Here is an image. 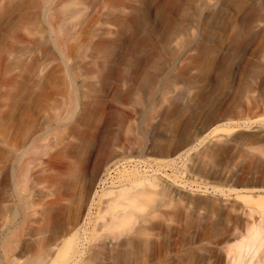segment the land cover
I'll use <instances>...</instances> for the list:
<instances>
[{
    "label": "rangeland",
    "instance_id": "374dc122",
    "mask_svg": "<svg viewBox=\"0 0 264 264\" xmlns=\"http://www.w3.org/2000/svg\"><path fill=\"white\" fill-rule=\"evenodd\" d=\"M262 135L264 0H0L1 264L9 246L30 264H209L215 231L257 216L241 196L264 191L245 166ZM118 185L128 215L107 229Z\"/></svg>",
    "mask_w": 264,
    "mask_h": 264
},
{
    "label": "bare ground",
    "instance_id": "6f19581e",
    "mask_svg": "<svg viewBox=\"0 0 264 264\" xmlns=\"http://www.w3.org/2000/svg\"><path fill=\"white\" fill-rule=\"evenodd\" d=\"M165 86H167V85L165 84ZM171 99H169V100H171ZM168 102H170V101H168ZM149 112H150V110H149ZM145 114H146V112H145ZM251 141H252L250 143L251 146H249L248 150H246L247 152H246V155H245L246 156V159H245L246 165L245 166H246L248 171L253 176L254 180H252L251 183L258 184L259 182L260 183L262 182V184H263V181H261V179L264 180V135L256 137V138H254ZM13 146H15V144H13ZM222 156L220 157V162H219V165H218L219 166L218 167L219 171H217L220 175H222L224 173V171L227 168L230 167L229 166L230 159L228 160L226 157H222ZM30 161H32V160H30ZM230 165H231V162H230ZM242 167H244V166H242ZM246 168L245 169L243 168V169L247 170ZM243 169L241 168V170H243ZM229 173H231V172L229 171ZM250 173H248V174H250ZM129 178H130V176H129ZM141 178H143V179H141ZM110 179H113V178H110ZM143 181H148L149 182V179H145L144 176L141 175L139 177H134V178L130 179V182H131L130 184L133 183L132 184V186H133L135 184H140ZM118 186H117L118 189H116V190H113V189L104 190L105 192H103V194L105 196L113 197L112 194L115 193L117 195H121L122 196V194L126 193V192L125 193H123V192L125 190L127 191V189H129L128 186L127 187L124 186V185H118ZM114 197L111 198V199H108V200L106 199V201H105L106 204L104 205L105 207H104L103 211L109 214V218L103 219V215L101 217V219H102L101 222L102 223L105 222L103 224V226L102 225L101 226L104 227V228H107V229H108L109 225H112V226L119 225L120 226L122 224V222L124 221V218L126 217V213L128 215V212L125 211V204L128 205V203H125L123 205L124 202H120L119 199H117V198L114 199ZM241 197L244 199V202H246L247 204H250V206L247 209L248 213L246 212V214L248 216H252V217L256 214L257 215L256 218H254L255 217L254 216L252 220L250 219L251 221H248L245 224L243 222L240 223L239 221L238 222L237 221H233L232 223H230V225L228 224L226 226V228H224L225 230L222 231V229H220V228L218 230H216L214 235L212 236V238H210V240L208 239V243H209V246H210V248L208 249V252H206V255L204 257L201 256L203 258V259L202 258L201 259L204 261V263H209V264H264V191L263 192H259V193H255V194H253V193L252 194H248L246 196L243 195ZM3 212H4V210H3ZM99 217H100V215H99ZM199 224L198 223L197 224L196 223H191V224H188L184 228L185 231H186L185 232V239H186V241L188 243H191V242L194 243V241H196V240H202V237L200 236V233H199L201 231L202 227H201V224L200 225ZM119 226H117V227H119ZM122 226H124V225H122ZM142 227L145 228L144 226H142ZM137 228H138V230H137ZM137 228L135 230L136 233H137L136 236L138 235L137 236L138 238H136V240L137 239L142 240L141 239L142 238L141 234L143 233V229H141L139 227H137ZM145 229H144V233H145ZM79 231L82 232L78 228V230H76L75 233H73L70 237L65 239V241H64V249H63V252L61 253L62 257H68L70 252L75 253V254L76 253H81L82 250H81V248H78V247L79 246L82 247V240L83 239L80 240V236L78 237ZM112 231H113V229H112ZM115 231H116V229H115ZM115 234H116V232H115ZM128 234H129V232H128ZM139 235H141L140 236L141 238H139ZM107 236L109 237V235H107ZM116 236H118V235H116ZM143 236H145V235L143 234ZM182 236H184V235H182ZM206 238L207 237H205V239ZM108 240H109V238H108ZM111 241H112V239H111ZM133 242H134V239L132 237L131 238L127 237L125 239H122L120 244L128 245V244H133ZM10 245H11V243H10ZM114 245H116V244H114ZM137 245H139V244H137ZM102 246L99 247V248L105 249L104 248L105 245L103 247ZM107 246H108V244H107ZM124 248L122 247L121 249L123 250ZM7 249H8V251L6 250V252H5V257L6 258L4 260L5 261L4 264H30V263H27L25 261L23 263V261H22L23 259H21L22 256H23L22 247L19 250L15 249V250H17L16 252L10 246ZM110 249L112 250V248H110ZM116 249L113 248V250H116ZM113 250H112V252H113ZM130 251L133 253L132 250H130ZM125 252L126 251H124V253L119 252L120 254H118V252H115V254L117 253L115 255L116 258H119V255L121 256L122 254L127 256V253L129 252V250H128V252H126V253ZM137 255H139V254H137ZM168 255H166V256H168ZM185 255H186V253H184V252L180 253V252L177 251V253L174 252V255L173 256L171 255L172 257H170V258L162 259L163 256H160V258L162 257L161 259L163 260L162 261L163 264H184ZM246 255H248V257H246ZM115 256L113 255L111 257H115ZM126 256L120 257L122 262L125 261L124 264H127L128 262H129L128 264H135V261H134V263H132L133 261L130 262V260L127 261L126 260L127 259ZM133 256H135V255H133ZM102 258H103V256H102ZM135 258H134V260H135ZM137 259L138 258H136V260ZM113 260H116V259L114 258ZM53 261H55V258H54ZM111 262H112V260H111ZM117 262H119V261H117ZM136 262H138V260ZM140 262H141V259H140L139 264H142V262L144 263V260H142L141 263ZM158 262H160V261H158ZM120 263L121 262H119V264ZM37 264H44V263H42L40 261V263H37ZM121 264H123V263H121Z\"/></svg>",
    "mask_w": 264,
    "mask_h": 264
}]
</instances>
